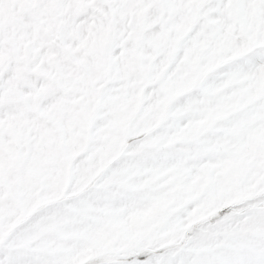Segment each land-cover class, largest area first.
I'll use <instances>...</instances> for the list:
<instances>
[{
	"label": "snow or ice",
	"instance_id": "obj_1",
	"mask_svg": "<svg viewBox=\"0 0 264 264\" xmlns=\"http://www.w3.org/2000/svg\"><path fill=\"white\" fill-rule=\"evenodd\" d=\"M0 264H264V0H0Z\"/></svg>",
	"mask_w": 264,
	"mask_h": 264
}]
</instances>
